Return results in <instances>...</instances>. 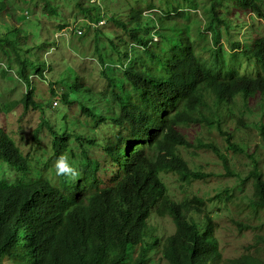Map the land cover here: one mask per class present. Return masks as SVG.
I'll list each match as a JSON object with an SVG mask.
<instances>
[{"label":"rangeland","instance_id":"obj_1","mask_svg":"<svg viewBox=\"0 0 264 264\" xmlns=\"http://www.w3.org/2000/svg\"><path fill=\"white\" fill-rule=\"evenodd\" d=\"M2 2L7 8L0 14V37L13 41L16 52L7 43L0 46V128L15 139L30 167L23 172L0 159V186L42 177L64 192L68 190L76 196L86 193L81 180L83 150L78 138L93 141L94 145L87 144L86 150L90 149L89 154L103 162L105 158L99 154L101 145L118 133L111 119L119 114L120 104L111 91L125 101L137 98L119 65L132 51L135 66L145 65L153 73H163L158 61L134 49L133 32L145 38L154 37L158 51L169 56L179 54V37L183 33L193 41L198 58L210 62L213 56H219L224 76L253 77L258 69L254 59L243 50L249 51L254 40L264 38V23L230 0L216 3L225 23L213 24V37L208 32L211 0ZM132 12L139 14V22L131 21ZM159 17H163L162 21ZM102 20L105 24L97 27ZM76 30H82L84 35H77ZM18 55L22 60L42 65V75L27 66L29 82L20 79ZM77 83L86 89L76 91ZM31 91L33 99L44 104L45 113L24 108L22 99ZM64 93L69 95L68 103L62 100ZM209 101L212 110H217L220 131L229 133L243 154L229 150L215 124L181 126L178 130L195 148L180 149V155L199 179L184 183L172 173H163L160 179L175 203L191 202L192 207L196 206L192 200L200 203L199 211L187 218L200 228L211 226L221 256L217 264H229L245 256H258L264 262V208L255 206L257 199L252 179L248 178L254 161L264 180V143L259 136L260 127L264 129V101L259 97L247 103L240 98L230 104ZM206 115L208 120L215 119ZM50 128L58 135H70L66 149L59 154L53 147L58 142ZM198 141L212 144L227 163L228 171L223 160L211 150L196 148ZM61 154L67 155L69 163L80 172L76 180L56 175L54 164ZM97 176L100 186L108 185L110 175L103 168ZM148 225L161 245L174 233L169 217L159 218L152 213ZM148 249L144 264H166L160 248ZM136 257L137 251L129 250L125 264H133Z\"/></svg>","mask_w":264,"mask_h":264},{"label":"trees","instance_id":"obj_2","mask_svg":"<svg viewBox=\"0 0 264 264\" xmlns=\"http://www.w3.org/2000/svg\"><path fill=\"white\" fill-rule=\"evenodd\" d=\"M217 1L211 0L208 30L211 35L213 24L225 23L217 11ZM230 1L264 23L261 0ZM6 8V3L0 0V14ZM131 18L135 23L139 22L140 16L132 12ZM162 19L159 17L160 21ZM83 35L84 32L80 36ZM131 36L135 41L134 49H140L145 56L158 61L163 73H153L149 68L145 69V65L135 66L132 51L122 66L119 65L137 98L125 101L111 91L120 104L119 114L111 119L118 133L113 140L108 139L101 145L99 154L104 156L103 162L90 155V149L86 150L87 144L94 145L93 141L78 138L83 150L81 180L87 188L85 194L76 196L71 191L64 192L42 177L0 186V264H125L131 249L137 251L133 264H144L148 248L157 247L166 264L220 262L211 226L200 228L187 218L190 213L199 211L200 203L192 200L196 205L192 207L191 202L172 201L160 176L172 173L184 183L199 179L180 155V149L195 148L178 130L181 126L215 124L229 150L243 154V150L232 142L231 135L220 131L217 110H212L209 100L230 104L240 98L247 103L259 97L264 101V38L254 40L249 51L243 50L256 62V74L233 77L224 76L219 56H213L210 62L198 58L193 41L183 33L179 37L180 52L172 56L158 51L154 37L145 38L135 32ZM6 43L15 51L13 41L0 37V46L5 47ZM17 64L19 77L24 82H29L27 66L36 68L38 75L43 73L42 65L22 60L19 55ZM75 88L80 91L86 86L77 83ZM62 100L69 102L68 93L62 95ZM22 103L25 109L34 108L45 113L44 104L33 99L32 91L24 96ZM206 114L215 119L208 120ZM49 130L59 144L53 145L59 154L60 150L66 149L70 135L68 132L58 135L51 128ZM259 136L264 143L262 127ZM196 148L211 150L219 156L212 144L198 141ZM0 159L23 172L30 167L15 139L2 128ZM223 165L228 171L224 160ZM252 166L248 178L252 179L253 195L257 199L255 206L264 208V180L257 163L252 161ZM102 168L110 178L108 185L100 186L97 172ZM152 213L159 218L169 217L174 227L173 235L162 245L150 233L148 220ZM229 264L264 262L258 256H245L229 261Z\"/></svg>","mask_w":264,"mask_h":264},{"label":"clouds","instance_id":"obj_3","mask_svg":"<svg viewBox=\"0 0 264 264\" xmlns=\"http://www.w3.org/2000/svg\"><path fill=\"white\" fill-rule=\"evenodd\" d=\"M55 173L57 176H65L70 180H76V178L80 175V172L69 163L68 156L65 154H61L54 164Z\"/></svg>","mask_w":264,"mask_h":264},{"label":"built area","instance_id":"obj_4","mask_svg":"<svg viewBox=\"0 0 264 264\" xmlns=\"http://www.w3.org/2000/svg\"><path fill=\"white\" fill-rule=\"evenodd\" d=\"M104 24H105V21L102 20V21L99 22L98 26H101V25H104ZM75 32L77 33V35H82L83 34L82 30H76Z\"/></svg>","mask_w":264,"mask_h":264}]
</instances>
